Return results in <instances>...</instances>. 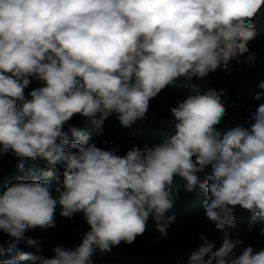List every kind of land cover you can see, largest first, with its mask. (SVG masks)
<instances>
[{
  "label": "clouds",
  "instance_id": "clouds-1",
  "mask_svg": "<svg viewBox=\"0 0 264 264\" xmlns=\"http://www.w3.org/2000/svg\"><path fill=\"white\" fill-rule=\"evenodd\" d=\"M262 9L264 0H0V160L17 159L20 171L25 160L46 164L0 191V256H10L0 264H94L132 245L149 223L159 243L175 222L166 215L174 178L189 193L203 190L204 215L222 232L218 246L200 233L175 264H264V246L226 230L239 206L252 214L249 231L262 221L264 238V80L250 93L261 103L247 117H228L235 103L223 88H208L168 106L174 131L162 142L122 155L72 123L78 115L101 136L115 117L128 129L178 79L192 86L234 65L255 66L250 43ZM77 214L87 226L74 230L80 242L38 254L43 241L27 233L54 232L57 216Z\"/></svg>",
  "mask_w": 264,
  "mask_h": 264
},
{
  "label": "trees",
  "instance_id": "trees-1",
  "mask_svg": "<svg viewBox=\"0 0 264 264\" xmlns=\"http://www.w3.org/2000/svg\"><path fill=\"white\" fill-rule=\"evenodd\" d=\"M253 23L258 33L250 43V47L259 55V60L255 66L243 68L240 65H234V70L230 75L218 71L215 74H210L202 83L193 80L192 86H188L185 80L178 79L175 87L163 90L155 99L150 101L146 119L138 121L128 129L121 127L115 117H111L105 122L103 135L101 136L95 134L90 122L82 121L78 115L73 118L72 123L87 132H91V142H95L99 147H109V145L103 143L105 140L118 145L122 155L124 150L132 145L142 146L147 143L151 146L162 142L167 135L174 131L173 126L167 123V120L171 119L168 106L174 104L177 99H183L187 95L196 92L203 93L208 88L217 90L223 88L230 101L235 103V107L227 109L228 117H247L249 106L254 108L261 103L253 100L250 93L260 91L257 84L264 80V9L257 15ZM37 86L39 85H31V87ZM226 123L220 126L221 130L227 127ZM64 130L67 131V129ZM69 138L72 139L70 133ZM18 163L19 161L11 156L0 160V191L19 178L31 179L46 169V164L39 159L25 160L23 171L17 168ZM52 183L55 186L57 181L53 180ZM172 193L175 197L174 207L166 215L171 216L174 214L175 222L169 229L167 239L155 243L153 238L158 233L155 232L154 225L149 223L148 232L142 237H138L132 245L122 243L118 249L113 248L111 254L96 257L94 264H175L177 258L185 255L189 249L196 247L199 243L200 233H204L210 240L215 241L218 246L222 232L217 230L215 224L204 215L202 207L203 190L197 188L189 193L184 189L183 180L174 178ZM233 215L236 219V226L235 228L226 229L232 237L234 238L235 233L241 231L244 245L264 246V238L258 235L262 221L257 218L252 230L249 231L248 224L252 219V214L237 206L233 211ZM57 220L58 228L54 232L49 230L48 233H41L38 230L27 233V235L37 237L43 241L39 245L40 252L38 254L50 257L52 255L51 248L57 243H62L68 247L74 246L80 242L74 230L84 231L87 228L79 214L72 220L60 218L59 216H57ZM4 239H7V237L0 234V241ZM19 248L22 251L34 253L37 251L36 248H30L25 244L19 245ZM8 258L10 256L7 254L0 256V260Z\"/></svg>",
  "mask_w": 264,
  "mask_h": 264
},
{
  "label": "rangeland",
  "instance_id": "rangeland-1",
  "mask_svg": "<svg viewBox=\"0 0 264 264\" xmlns=\"http://www.w3.org/2000/svg\"><path fill=\"white\" fill-rule=\"evenodd\" d=\"M237 236L243 240V233L241 231L236 232L234 238H236Z\"/></svg>",
  "mask_w": 264,
  "mask_h": 264
}]
</instances>
